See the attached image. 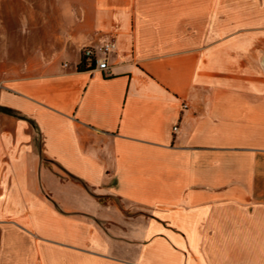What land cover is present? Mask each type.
<instances>
[{
  "label": "crops",
  "instance_id": "crops-1",
  "mask_svg": "<svg viewBox=\"0 0 264 264\" xmlns=\"http://www.w3.org/2000/svg\"><path fill=\"white\" fill-rule=\"evenodd\" d=\"M0 264H264V0H0Z\"/></svg>",
  "mask_w": 264,
  "mask_h": 264
},
{
  "label": "built area",
  "instance_id": "built-area-1",
  "mask_svg": "<svg viewBox=\"0 0 264 264\" xmlns=\"http://www.w3.org/2000/svg\"><path fill=\"white\" fill-rule=\"evenodd\" d=\"M116 46L113 42H108L101 46L96 52L92 48H84L82 50V56L87 59L89 62L94 63V69L101 72L109 71L108 58L109 55L115 50ZM176 128H174V131Z\"/></svg>",
  "mask_w": 264,
  "mask_h": 264
},
{
  "label": "trees",
  "instance_id": "trees-1",
  "mask_svg": "<svg viewBox=\"0 0 264 264\" xmlns=\"http://www.w3.org/2000/svg\"><path fill=\"white\" fill-rule=\"evenodd\" d=\"M94 69V63L93 62H89L87 59H85L83 56L81 58L80 64L78 66V70L80 71H90ZM3 112L7 113V114H11V115H15L13 114L11 111L7 110V109H1Z\"/></svg>",
  "mask_w": 264,
  "mask_h": 264
},
{
  "label": "rangeland",
  "instance_id": "rangeland-1",
  "mask_svg": "<svg viewBox=\"0 0 264 264\" xmlns=\"http://www.w3.org/2000/svg\"><path fill=\"white\" fill-rule=\"evenodd\" d=\"M34 41H36V40H34Z\"/></svg>",
  "mask_w": 264,
  "mask_h": 264
}]
</instances>
